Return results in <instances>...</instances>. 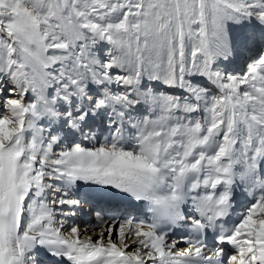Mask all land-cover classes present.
Wrapping results in <instances>:
<instances>
[{
	"label": "snow or ice",
	"instance_id": "obj_1",
	"mask_svg": "<svg viewBox=\"0 0 264 264\" xmlns=\"http://www.w3.org/2000/svg\"><path fill=\"white\" fill-rule=\"evenodd\" d=\"M0 264H264V0H0Z\"/></svg>",
	"mask_w": 264,
	"mask_h": 264
},
{
	"label": "bare ground",
	"instance_id": "obj_2",
	"mask_svg": "<svg viewBox=\"0 0 264 264\" xmlns=\"http://www.w3.org/2000/svg\"><path fill=\"white\" fill-rule=\"evenodd\" d=\"M183 246H184L183 244L180 245V247H183Z\"/></svg>",
	"mask_w": 264,
	"mask_h": 264
},
{
	"label": "rangeland",
	"instance_id": "obj_3",
	"mask_svg": "<svg viewBox=\"0 0 264 264\" xmlns=\"http://www.w3.org/2000/svg\"><path fill=\"white\" fill-rule=\"evenodd\" d=\"M85 219H86V217H85Z\"/></svg>",
	"mask_w": 264,
	"mask_h": 264
}]
</instances>
